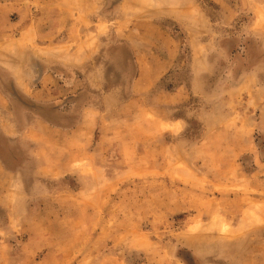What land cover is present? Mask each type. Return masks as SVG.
<instances>
[{
    "label": "rangeland",
    "instance_id": "obj_1",
    "mask_svg": "<svg viewBox=\"0 0 264 264\" xmlns=\"http://www.w3.org/2000/svg\"><path fill=\"white\" fill-rule=\"evenodd\" d=\"M0 264H264V0H0Z\"/></svg>",
    "mask_w": 264,
    "mask_h": 264
}]
</instances>
